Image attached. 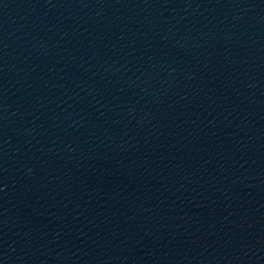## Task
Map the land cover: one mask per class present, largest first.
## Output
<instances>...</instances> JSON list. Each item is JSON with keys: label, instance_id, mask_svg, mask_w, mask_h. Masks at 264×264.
Listing matches in <instances>:
<instances>
[{"label": "water", "instance_id": "water-1", "mask_svg": "<svg viewBox=\"0 0 264 264\" xmlns=\"http://www.w3.org/2000/svg\"><path fill=\"white\" fill-rule=\"evenodd\" d=\"M0 264H264V0H0Z\"/></svg>", "mask_w": 264, "mask_h": 264}]
</instances>
